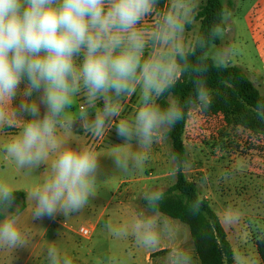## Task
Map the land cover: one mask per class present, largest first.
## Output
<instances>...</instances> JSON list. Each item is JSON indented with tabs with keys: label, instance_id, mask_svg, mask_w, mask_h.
Returning <instances> with one entry per match:
<instances>
[{
	"label": "clouds",
	"instance_id": "9594fccd",
	"mask_svg": "<svg viewBox=\"0 0 264 264\" xmlns=\"http://www.w3.org/2000/svg\"><path fill=\"white\" fill-rule=\"evenodd\" d=\"M200 0H0V129H16L0 149L5 160L31 175L44 167L41 183L26 192L31 221L81 212L96 194L104 169L89 146H66L74 129L101 138L115 131L120 143L107 157L113 169L132 174L152 146L185 119L189 108L211 106L204 75L208 61L194 62L197 48L222 40L229 31L222 24L191 41ZM226 18V17H225ZM234 48L221 47L211 57L227 67ZM193 94L181 100L175 89L182 79ZM135 97V110L124 115L123 101ZM163 99V103L161 100ZM256 115L264 120V101ZM135 144L139 152L123 151ZM54 157L48 164L49 158ZM15 190L0 181V251L24 248L28 240ZM149 209L165 199L161 189L142 196ZM201 203L189 211L199 213ZM239 220L229 216L231 225ZM138 239L151 248L161 228L170 225L154 216L138 225ZM119 236L120 233H114ZM46 264H73L56 243L45 249ZM234 264H250L243 253ZM168 264H193L184 248L169 252Z\"/></svg>",
	"mask_w": 264,
	"mask_h": 264
},
{
	"label": "rangeland",
	"instance_id": "374dc122",
	"mask_svg": "<svg viewBox=\"0 0 264 264\" xmlns=\"http://www.w3.org/2000/svg\"><path fill=\"white\" fill-rule=\"evenodd\" d=\"M256 1L222 0L226 11L225 24L233 21L234 30L227 31L220 44H212L207 56L211 58L221 47L233 46L234 53L227 66L243 69L264 96V63L257 57L246 28L249 17L251 24L263 22L260 19L264 18V12L256 7ZM205 3L206 0H200L198 11ZM200 26L197 14L186 37L194 42ZM211 97V106L207 110L192 108L190 111L184 135L188 152L185 173L189 180L197 183L203 197L208 199L219 216L234 253L246 255L250 264H263L258 246L264 240V121L240 103L229 86L216 87ZM123 106L124 115H129L135 110V97L123 101ZM15 132L16 129L0 132V149ZM84 137L93 150L105 148L97 153L104 173L97 183L95 196L81 212L69 217L58 215L62 224L75 231V240L81 245L79 255L98 264H133L134 259L137 264H168L169 252L184 248L191 253L193 264H201L189 226L160 212L150 211L141 202L144 192L161 189L166 193L176 182L177 170L168 133L152 146L146 156L140 157L139 167L130 175L116 172L107 158L112 152L111 147L120 143L115 131L93 138L76 128L65 136L66 146L77 148L86 145ZM123 151L132 156L139 149L130 144ZM53 158H49L48 164ZM43 172L42 166L27 175L0 155V181L7 182L15 191L27 192L41 183ZM139 180L142 181L127 194L124 205H120L127 189L134 187ZM100 215L98 229L91 233V238L80 237L78 230L81 227L94 230L91 224H96ZM148 216L157 217L172 227L170 232L161 228L158 243L151 248L144 247L138 239L140 229L137 225ZM229 216H238L239 220L228 225L225 218ZM117 232L119 236L114 235ZM41 260L44 261V257Z\"/></svg>",
	"mask_w": 264,
	"mask_h": 264
},
{
	"label": "trees",
	"instance_id": "16d2710c",
	"mask_svg": "<svg viewBox=\"0 0 264 264\" xmlns=\"http://www.w3.org/2000/svg\"><path fill=\"white\" fill-rule=\"evenodd\" d=\"M167 0H161V7L166 5ZM225 7L222 0H206L204 6L198 11L201 26L198 35H206L213 24L220 23L224 26ZM197 35V36H198ZM212 44H220V40L209 42L206 48H197L194 62L208 61V70L204 75L210 93L220 86H229L237 100L247 108L255 112L258 101H264L259 90L248 78L246 73L237 66L217 67L213 64L207 53ZM175 94L181 100L193 94V84L190 79L184 78L178 83ZM163 99L161 103H163ZM192 108L186 110L185 119L180 121L168 136L172 142V154L177 170L176 182L165 193V199L159 209L150 211L160 212L162 215L180 221L189 226L194 241L196 255L201 264H234L233 248L219 216L214 208L203 197L202 191L196 182L188 179L185 166L188 160V152L184 143L186 124ZM256 113V112H255ZM264 121V120H262ZM16 205L20 212L26 208V197L22 191H15ZM174 196V197H172ZM199 200L201 208L198 214L193 215L189 211L192 202ZM258 250L264 264V240L259 243Z\"/></svg>",
	"mask_w": 264,
	"mask_h": 264
},
{
	"label": "crops",
	"instance_id": "0c3cea01",
	"mask_svg": "<svg viewBox=\"0 0 264 264\" xmlns=\"http://www.w3.org/2000/svg\"><path fill=\"white\" fill-rule=\"evenodd\" d=\"M255 4L256 7L261 8V11L264 12V0H257ZM247 20H248V24H246V28L249 32V35L255 47L256 55L260 59V61L264 63V18L260 19V21L263 22L257 21L254 22L253 24H251L250 17ZM224 27L229 31L233 32L234 30L233 21H231L229 25L225 24L224 21ZM2 130L5 131V129H0V132ZM85 143L87 146H89L87 144L86 138H85ZM111 148H106V149H111ZM102 150H105V148L94 151L98 153ZM142 180L137 181L134 187H130L129 189H127L125 193V197L121 201L120 205L121 204L124 205L123 202L127 201V194H129L130 191L137 186V183L139 184V182ZM24 193L26 197L25 200L26 208L23 212H21V214L23 220V230L28 240V244L26 247L16 249L15 251H0V264H46V260L42 261L41 259L42 257H44L45 259V249L50 243H56L57 246L61 249V251L71 258L73 264H98L97 262L94 263L93 260L86 258V256L83 257L79 255L78 250L81 245H79L78 242L75 240L76 238L74 235L75 231H73V229H71L70 227H66V224H62L61 220H59L58 218V215L54 218L45 217L42 220L31 221L30 218L31 205L27 201L26 191H24ZM101 217L102 216L100 215L96 224H91V226L94 229L92 230L93 234L98 229V225ZM42 226H44V228H41ZM72 249L75 250L72 251ZM74 252L75 253L78 252V253L74 254ZM133 261H134L133 264L138 263V261L135 259ZM123 264H130V263L128 262Z\"/></svg>",
	"mask_w": 264,
	"mask_h": 264
},
{
	"label": "built area",
	"instance_id": "2783aa9c",
	"mask_svg": "<svg viewBox=\"0 0 264 264\" xmlns=\"http://www.w3.org/2000/svg\"><path fill=\"white\" fill-rule=\"evenodd\" d=\"M92 230L89 227H81L78 230V234L80 237L84 239H89L91 237Z\"/></svg>",
	"mask_w": 264,
	"mask_h": 264
}]
</instances>
